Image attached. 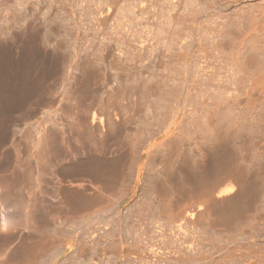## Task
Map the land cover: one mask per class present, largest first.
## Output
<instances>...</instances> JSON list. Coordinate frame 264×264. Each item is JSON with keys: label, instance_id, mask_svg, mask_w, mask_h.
<instances>
[{"label": "rangeland", "instance_id": "1", "mask_svg": "<svg viewBox=\"0 0 264 264\" xmlns=\"http://www.w3.org/2000/svg\"><path fill=\"white\" fill-rule=\"evenodd\" d=\"M12 98L13 116L37 112L0 161L18 143L33 165L42 133L83 137L55 162L76 218L21 223L0 264L29 261V243L30 264H264V0H0L1 106Z\"/></svg>", "mask_w": 264, "mask_h": 264}, {"label": "bare ground", "instance_id": "2", "mask_svg": "<svg viewBox=\"0 0 264 264\" xmlns=\"http://www.w3.org/2000/svg\"><path fill=\"white\" fill-rule=\"evenodd\" d=\"M37 62V61H36ZM12 71V70H11ZM29 74V73H28ZM31 74V73H30ZM45 75V74H44ZM32 76V75H31ZM21 77V76H20ZM34 77V76H33ZM36 77V76H35ZM37 77H38V75H37ZM18 78V77H17ZM31 78V77H30ZM10 79V78H9ZM26 79V78H25ZM39 79H40V77H39ZM11 80V79H10ZM34 80V79H33ZM24 81V80H23ZM31 81V80H30ZM29 81V82H30ZM27 82V81H26ZM32 82V81H31ZM30 82V83H31ZM29 83V84H30ZM45 83V82H44ZM20 84V83H19ZM28 84V85H29ZM38 84V83H37ZM43 84V83H42ZM26 85H27V83H26ZM36 85V84H35ZM38 85H40V84H38ZM30 86V85H29ZM33 86V85H32ZM37 86V85H36ZM49 86V85H48ZM21 87V86H20ZM29 88V87H28ZM23 89V88H22ZM39 89V88H38ZM27 89L25 88V91H26ZM31 90V89H30ZM41 90V89H40ZM48 90V89H47ZM32 91V90H31ZM86 91H88V90H86ZM18 92H20V91H18ZM30 92V91H29ZM28 93V92H27ZM45 93V92H44ZM85 93V92H84ZM11 95H13V93L11 94ZM22 96V95H21ZM9 97V96H8ZM8 97H7V99H8ZM18 98V97H17ZM2 99V98H1ZM5 100H6V98H4ZM3 99V100H4ZM11 99V98H10ZM9 99V100H10ZM13 99L14 98H12V102H13ZM27 99V98H26ZM29 99V98H28ZM15 100V103H14V105L15 104H17V103H19V102H17L16 103V99H14ZM11 101V100H10ZM9 101V102H10ZM18 101H20V100H18ZM24 101V100H23ZM35 101V100H34ZM3 102V101H2ZM12 102H10V103H12ZM21 102V101H20ZM42 102V101H41ZM5 103V102H4ZM3 103V104H4ZM9 103V104H10ZM24 103H26V102H24ZM38 103V102H37ZM44 103V102H43ZM8 104V102H7V100H6V104H4V105H7ZM74 104H75V102H74ZM11 105H13V104H11ZM11 105H8V107L6 106H1V104H0V142L1 141H5L7 138H8V135H11V136H13L14 134H13V126H16V125H18V123L17 122H19V120H21L22 118H25V116L27 117V116H30V115H33L34 114V112L36 111V110H34V112L30 109V107H32V106H30V107H28L27 109L29 110H27V111H25L26 110V108H25V112H20V113H22L21 115L19 114L18 115V113H19V111H18V113L16 112L15 114H17L18 115V117L15 115V116H13L12 114H13V112L15 111L14 109H21V110H23L22 108H24V104H23V102H22V106H20L21 105V103H20V105L19 104H17L16 106H11ZM34 105V104H33ZM36 105V104H35ZM39 105V104H38ZM40 105H41V103H40ZM27 106V105H26ZM42 106H43V104H42ZM45 106V105H44ZM47 106V105H46ZM74 106V105H73ZM33 108H37V105H36V107H33ZM20 110V111H21ZM63 110V109H62ZM17 111V110H16ZM37 112V111H36ZM64 112H65V110H64ZM31 113H33V114H31ZM66 113V112H65ZM20 117H22V118H20ZM31 117V116H30ZM19 118V119H18ZM29 118V117H28ZM17 119H18V121H17ZM56 119V118H55ZM54 119V120H55ZM73 119H75V118H73ZM73 119H72V121H73ZM25 121H26V118L24 119ZM17 123V124H16ZM41 123V122H40ZM54 124V123H53ZM40 126V125H39ZM13 127V128H12ZM71 127V126H70ZM36 128V127H35ZM13 129V130H12ZM78 129V128H77ZM34 130V129H33ZM36 130H40V129H37L36 128ZM87 130V129H86ZM90 130V129H89ZM36 132V131H35ZM40 132V131H39ZM38 132V133H39ZM52 132V131H51ZM71 132V131H70ZM73 132V131H72ZM77 132V131H76ZM75 132V133H76ZM92 132V131H91ZM41 133H42V131H41ZM40 133V134H41ZM74 133V132H73ZM82 133V132H81ZM81 133H79L78 132V134L80 135ZM88 133V132H87ZM87 133H85V135L87 134ZM95 133L96 132H93V134L95 135ZM13 134V135H12ZM34 134V133H33ZM44 133H42V136L40 135L37 139V141L36 142H31L32 140V136H31V143H32V147H30V148H36L35 150H36V156H34L33 157V155L34 154H32L33 153V150H32V153L28 156V157H30V159H31V157L35 160V163L32 165L31 164V160H30V164L32 165H30L29 163H28V161H26V159L27 158H25L26 157V154H25V156L24 155H22L23 153H22V150H21V148L19 147V144L18 143H13L12 144V149L10 150V148H9V150H7L6 151V153L5 152H2L3 153V156H1L2 158H4L3 160H1L0 161V246H1V248H3L2 247V245H4V244H12V241H16V244H17V242L18 241H20L18 244H24L25 243V241H24V239H28V237H26V238H24V237H22L21 235H19V236H21V237H19L17 234H18V232H17V230L19 229L18 227H20V224L21 223H24V225H27V227H30V226H33L34 224H35V222L37 221V222H39V221H41L42 222V220L44 221L45 220V218L44 217H46V216H56V215H58V214H60V212H61V208H59L60 206L63 208L64 206H62V204L61 203H59V199H58V197H59V195H58V192L59 191H61V190H59V188H61V185H60V181H58V177H59V179H60V176H59V172H56V167L58 166V165H61V164H58L57 166H56V164H57V161L59 160V159H61L62 160V158H61V156H64V160H65V158L67 159V157L69 158V159H71V157L72 156H74L75 157V153H77V147L75 146L76 144H77V139H74L78 134H76V136L74 137V138H71V139H74V141L73 142H75L76 144H74V146L76 147L75 149H76V151L75 152H73V150H74V148L72 147V143L73 142H71V139H70V141H68L66 138H64V137H59L58 136V138H57V135H56V137L54 138V137H52L51 138V136H48V135H46L45 136V134L43 135ZM65 134V133H64ZM71 134V133H70ZM90 134V133H89ZM93 134H90V135H93ZM99 134V133H98ZM97 134V135H98ZM31 135V134H30ZM36 135V134H35ZM52 135V134H51ZM55 134H53V136H54ZM59 135V134H58ZM82 135V134H81ZM84 135V134H83ZM93 135V136H94ZM67 136V135H66ZM65 136V137H66ZM87 136H88V134H87ZM86 136V137H87ZM93 136H88L86 139L84 138V140H87L86 142L88 143H86L88 146H89V144L91 143L92 144V149H94L95 150V148H100V150H101V147H99L100 146V144H99V146L97 145V143H101L102 142V140H105V139H102L101 141H99V142H97L98 141V139H99V135H98V137L96 136V138H98V139H95V137H93ZM105 135L104 134H102V138L104 137ZM69 137H73L72 135L71 136H69ZM78 137H80V136H77V138ZM81 137H83V136H81ZM80 137V138H81ZM30 138V137H29ZM28 138V139H29ZM33 138H34V136H33ZM106 138V137H105ZM28 139H27V141H28ZM36 139V138H35ZM12 140V139H11ZM100 140V139H99ZM7 141V140H6ZM33 141H35V140H33ZM16 142V141H15ZM71 142V143H70ZM85 142V141H84ZM90 142V143H89ZM103 142H105V145H106V143H107V141H103ZM8 143H9V141H8ZM27 143V142H26ZM11 143H9V145H10ZM28 144V143H27ZM85 144V143H84ZM84 144H81V145H84ZM81 145H79V148L80 149H83L84 147L83 146H81ZM102 145H104V144H102ZM108 146H106V148L107 147H109V144H107ZM11 146V145H10ZM9 146V147H10ZM86 146V145H85ZM90 146H89V149L88 150H90V148H91ZM103 148H105L104 146H102ZM73 148V149H72ZM79 148H78V150H79ZM86 148V147H85ZM7 149H8V147H7ZM6 150V149H5ZM27 150V149H26ZM31 150V149H30ZM86 150H87V148H86ZM88 150L87 151H85L86 153L88 152ZM93 150V154H94V152L96 151H94ZM105 151H106V149H104ZM4 151V150H3ZM79 151H81V150H79ZM91 151V150H90ZM99 150H97L96 151V153L98 152ZM102 152H103V150H102ZM101 152V153H102ZM5 153V154H4ZM82 153V152H81ZM84 153V152H83ZM92 153V152H91ZM78 154H79V152H78ZM89 154H90V152H89ZM102 154H104V153H102ZM81 155H83V154H81ZM88 155V154H87ZM86 155V156H87ZM96 155V154H95ZM99 155V154H98ZM105 155V154H104ZM24 156V157H23ZM76 156L78 157V155L76 154ZM59 157V158H58ZM76 157V158H77ZM82 156H80V158H81ZM94 157V156H93ZM76 158H74V159H76ZM86 158V157H85ZM91 158V157H90ZM78 159V158H77ZM83 159V158H82ZM94 159V158H93ZM57 160V161H56ZM60 160V161H61ZM63 161V160H62ZM70 161V160H69ZM68 161V162H69ZM71 161H72V159H71ZM73 161H75V160H73ZM79 161V160H78ZM34 162V161H33ZM55 162H56V164H55ZM81 162V161H80ZM72 163V162H71ZM70 164V163H69ZM73 164V163H72ZM78 164V163H77ZM85 164V163H84ZM71 165V164H70ZM79 165H80V163H79ZM101 165V164H100ZM74 166H76V165H74ZM98 166V165H97ZM68 167V166H67ZM76 167H78V166H76ZM81 167H82V165H80V169H79V171L81 170ZM96 167V166H95ZM62 168V167H61ZM74 168V167H73ZM79 168V167H78ZM86 168V167H85ZM89 168L91 169V167L89 166ZM57 169H58V167H57ZM65 169V168H64ZM63 169V170H64ZM68 169H70V168H68ZM87 169V168H86ZM99 169V168H98ZM101 169V168H100ZM71 170H72V167H71ZM73 170H78V169H73ZM83 170V169H82ZM91 170H93V168L91 169ZM110 170V169H109ZM58 171V170H57ZM60 171H61V169H60ZM68 171V170H67ZM70 171V170H69ZM93 171H95V169L93 170ZM103 171V170H102ZM72 171H70L69 172V174L71 173ZM75 172H77V171H75ZM74 171H73V173L74 174H77V173H79V172H77V173H75ZM84 172H87V171H84ZM84 172H83V174H81L82 173V171H80V173L79 174H81V175H84ZM96 172V171H95ZM109 172V171H108ZM107 172V173H108ZM66 173V172H65ZM67 174V173H66ZM79 174H77V175H79ZM85 174H87V173H85ZM99 174H101V173H99ZM98 174V177L100 176ZM57 175H58V177H57ZM92 175V174H91ZM115 175V174H114ZM74 176V175H73ZM103 175H101V177H102ZM113 176V175H112ZM118 176H120V175H118ZM81 177V176H80ZM85 177V176H84ZM97 177V178H98ZM100 177V178H101ZM83 178V177H82ZM94 178V177H93ZM92 176H91V181H93L92 179ZM96 178V179H97ZM105 178V177H104ZM119 178V177H118ZM111 179V178H110ZM109 180V179H108ZM113 180V179H112ZM101 181V180H100ZM114 181V180H113ZM116 181V180H115ZM114 181V182H115ZM119 180H117V182H118ZM121 181V180H120ZM119 181V182H120ZM52 183V184H54L53 185V187L51 188L50 187V185H49V188L51 189V193H53L54 194V196H52L53 194H49L46 190V187L48 186V184L49 183ZM94 182V181H93ZM97 182V181H96ZM111 182V181H110ZM109 182V184H112V183H110ZM123 182V181H122ZM50 183V184H51ZM98 183V182H97ZM116 183V182H115ZM51 184V185H52ZM93 184V183H92ZM100 184V183H99ZM103 184V183H102ZM114 184V183H113ZM112 184V185H113ZM120 184V183H119ZM44 185L46 186V187H44ZM101 185V184H100ZM112 185H111V187H112ZM118 185V184H117ZM42 186V188L45 190V192L46 193H48L49 194V196H47L48 194H46V196L49 198V202H50V200L52 201L51 203H49L48 201L46 202L45 201V199L47 198H45V195H43V194H45V192H43L44 190H41L42 188H38V187H41ZM34 187H37V189L36 190H40L39 192L44 196L43 198H41L40 199V196L38 197V200L37 199H35V200H33L32 201V199H33V197H36V196H38V195H36V196H32V199H31V195H35V193H33V189L32 188H34ZM98 187V186H97ZM108 187V186H107ZM110 187V186H109ZM108 187V188H109ZM115 187V186H114ZM102 189H103V187H101ZM100 188V189H101ZM84 189H86V188H84ZM102 189H101V191H102ZM35 190V188H34V191H36ZM78 190H80V189H78ZM88 190V189H87ZM96 190V189H95ZM95 190H93V192L95 191ZM104 190H107V188L106 189H103V191ZM112 190V189H111ZM48 191H49V189H48ZM109 191V190H108ZM38 192V191H37ZM76 192V191H75ZM82 192V191H81ZM80 192V193H81ZM84 192V191H83ZM86 192V191H85ZM84 192V193H85ZM92 192V191H91ZM104 192H106V191H104ZM104 192H101L100 193V190L98 191V193L95 191V193H97L96 194V196H93V197H95L96 199L92 202V204L91 203H89V202H91V201H89V199H88V205L89 204H91V205H93V204H97V205H100V206H102V207H104L103 206V204H105V206L106 207H108L107 205H109L108 203H107V199H106V203H107V205H106V203H103L102 204V200H103V198H105V197H103V198H101L102 196L101 195H103L102 193H104ZM111 191H109V193H110ZM77 193V192H76ZM75 193V194H76ZM79 193V195H83L82 193L80 194ZM60 194V193H59ZM87 194H89V193H87ZM101 194V195H100ZM105 194H107V193H105ZM90 195H91V193H90ZM95 195V194H94ZM108 195V194H107ZM85 196H86V194H85ZM85 196H83V197H80V199H82L81 201V203H84L83 201H85L83 198H85ZM89 196V195H88ZM110 196V195H109ZM42 197V196H41ZM77 197V196H76ZM79 197V196H78ZM92 197V198H93ZM45 198V199H44ZM62 198H64V197H62ZM87 198V197H86ZM85 198V199H86ZM90 198V197H89ZM91 198V199H92ZM61 199V198H60ZM80 199H79V201H80ZM90 199V200H91ZM94 199V198H93ZM69 200V199H68ZM76 200V199H75ZM87 200V199H86ZM105 200V199H104ZM77 201V200H76ZM76 201H75V204H77L76 203ZM78 201V202H79ZM70 202V201H69ZM53 203H55L56 204V208L53 206L52 207V205H53ZM63 203V202H62ZM68 203V201L65 203V204H67ZM101 203V204H100ZM50 204H52V205H50ZM61 204V205H60ZM64 204V203H63ZM79 204H80V202H79ZM70 205V206H69ZM67 204V206H68V208L69 207H72L73 208V206H74V204H73V206H71V204ZM81 205V204H80ZM80 205H79V209H80ZM85 205H86V203H85ZM96 206V205H95ZM110 206V205H109ZM83 207H87V205L86 206H83ZM82 207V208H83ZM105 207V208H106ZM75 208H77L76 207V205L74 206V210H75ZM88 208H90V207H88ZM94 208V207H93ZM93 208L91 209V210H93ZM98 208H100L99 206H98ZM63 209H65V207L63 208ZM71 209V208H70ZM70 209L68 210V211H70ZM79 209H78V211H79ZM87 209V208H86ZM94 209H96V208H94ZM64 210H62V212H63ZM66 211V210H65ZM71 211H73V209H71ZM76 211H77V209H76ZM75 211V212H76ZM82 211H84V213H85V209H83ZM90 211V210H89ZM94 211V210H93ZM101 211H102V209H101ZM105 211V210H104ZM108 211V210H107ZM106 211V212H107ZM62 212H61V214H62ZM74 212V213H75ZM88 212V211H87ZM91 213H92V211H90ZM103 212V211H102ZM68 212H66V214H67ZM73 213V214H74ZM100 213V210H99V212H98V214ZM104 213V212H103ZM61 214H60V216H57V217H61ZM63 214H64V212H63ZM66 214H64V216L66 215ZM72 214V215H73ZM77 214L78 213H76L75 215L77 216ZM86 214V213H85ZM85 214L83 215V217H85ZM97 213H95V215H98ZM68 215V214H67ZM71 215V216H72ZM92 215H94V214H92ZM104 215V214H103ZM68 216H70V215H68ZM70 216V217H71ZM78 216H79V214H78ZM102 215L101 214H99V218L101 217ZM105 216V215H104ZM204 216V215H203ZM63 217V216H62ZM67 217V216H66ZM69 217V218H70ZM73 217H74V215H73ZM72 217V218H73ZM80 217H82L81 216V214H80ZM79 217V218H80ZM89 217V216H88ZM103 217V216H102ZM101 217V218H102ZM44 218V219H43ZM47 218H49V217H47ZM56 218V217H55ZM64 219H65V217H63ZM69 218H67L68 220H69ZM76 217H74L73 219H75ZM92 218H93V216H92ZM207 218V217H206ZM209 218V217H208ZM61 219V218H60ZM64 219H63V221H64ZM78 219V218H77ZM76 219V220H77ZM81 219V218H80ZM104 219V218H103ZM52 220H53V218H52ZM55 220H58V218H56ZM55 220H54V223H55ZM83 220V219H82ZM105 220V219H104ZM48 221L49 220H47V221H45V222H47L46 224L47 225H49V223H51V222H49L48 223ZM51 221V220H50ZM70 221H73V220H70ZM78 221H79V219H78ZM81 221V220H80ZM103 221V220H102ZM45 222H43L44 224H45ZM53 222V221H52ZM58 222V221H57ZM66 222V221H65ZM64 222V223H65ZM40 223V222H39ZM105 223V222H104ZM36 224H38V223H36ZM35 224V225H36ZM41 224V223H40ZM43 224V225H44ZM63 224V223H62ZM34 225V227H33V229L34 228H36V226ZM42 225V224H41ZM42 225V226H43ZM106 225V224H105ZM46 226V225H45ZM49 226H51V225H49ZM23 227V226H22ZM26 227V226H25ZM25 227L23 228V229H25ZM41 227V226H40ZM44 227V226H43ZM53 228H54V226H52ZM18 228V229H17ZM39 228V225H38V227L36 228V229H38ZM47 228H48V226H47ZM29 229V228H28ZM28 229H26L27 231H28ZM35 230V229H34ZM41 230H42V228H41ZM40 230V231H41ZM45 230H46V228H45ZM44 230V231H45ZM29 231H31V230H29ZM36 231V230H35ZM32 232V233H35V234H37L36 232ZM39 231V230H38ZM39 231V232H40ZM43 231V232H44ZM55 231V230H54ZM16 232H17V234H16ZM50 232H51V230H50ZM49 232V233H50ZM46 233V232H45ZM53 233V232H52ZM38 234H40V233H38ZM37 234V235H38ZM43 234V233H42ZM42 234H40V235H42ZM30 242V241H29ZM2 244V245H1ZM13 244H15V242H13ZM31 243H29V246H28V250L30 249V254H34V251H31V248H30V245ZM34 244H36V243H34ZM33 247V246H32ZM33 248H35V247H33ZM32 248V249H33ZM4 249V248H3ZM2 250V249H1ZM23 250V249H22ZM25 251H23V252H28V251H26L27 250V248L26 249H24ZM34 250V249H33ZM3 251V250H2ZM16 251H18V250H16ZM15 251V252H16ZM19 252V251H18ZM17 252V253H18ZM16 253V254H17ZM20 254H18V255H15V253L14 252H11V255H15V256H18L19 258H20V256L22 257V255H21V253H22V251L21 252H19ZM25 253V254H26ZM29 253V252H28ZM27 253V254H28ZM36 253V252H35ZM23 254V253H22ZM30 254H28L27 256H29V261L27 260L26 262H23V263H27V264H30V263H33V262H30V260H31V256H33V255H30ZM6 256H8L9 258H10V262H11V255L10 254H8L7 255V253L5 254ZM5 255H4V257H5ZM36 255V254H35ZM12 256V257H13ZM24 256V255H23ZM26 256V257H27ZM1 257H2V255H1ZM8 257H6V258H8ZM25 257V258H26ZM14 258H16V257H14ZM33 258V257H32ZM16 259H18V258H16ZM16 259H14V260H16ZM21 259V258H20ZM22 259H24V257H22ZM36 259V257H34V260ZM1 260H2V258H1ZM3 260H6V259H3ZM14 260H12L13 262H15ZM33 260V261H34ZM17 261V260H16ZM23 261V260H22ZM1 262V261H0ZM4 262V261H3ZM9 262V261H8ZM13 262H11V263H13ZM19 262V261H18ZM21 262V261H20ZM30 262V263H29ZM2 263V262H1ZM10 263V264H11ZM22 263V264H23ZM3 264H6V261L3 263ZM15 264V263H14ZM21 264V263H20Z\"/></svg>", "mask_w": 264, "mask_h": 264}]
</instances>
